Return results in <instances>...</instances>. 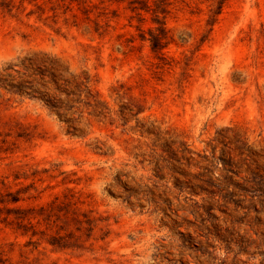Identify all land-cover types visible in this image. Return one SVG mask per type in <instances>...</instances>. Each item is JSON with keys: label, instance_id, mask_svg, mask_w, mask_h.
I'll use <instances>...</instances> for the list:
<instances>
[{"label": "rangeland", "instance_id": "rangeland-1", "mask_svg": "<svg viewBox=\"0 0 264 264\" xmlns=\"http://www.w3.org/2000/svg\"><path fill=\"white\" fill-rule=\"evenodd\" d=\"M0 264H264V0H0Z\"/></svg>", "mask_w": 264, "mask_h": 264}, {"label": "trees", "instance_id": "trees-1", "mask_svg": "<svg viewBox=\"0 0 264 264\" xmlns=\"http://www.w3.org/2000/svg\"><path fill=\"white\" fill-rule=\"evenodd\" d=\"M159 31H160L161 33H162V32L164 33V29H163V28L159 29ZM149 41H150L151 49H152L153 51L158 50L159 47L161 46V45H160V39H159L158 37H150ZM16 86H17V90H18V92L21 91V90L23 89V85H22V83H19V84H17ZM59 107H60V106L57 105V104H53V105H51V108H53V109H57V108H59Z\"/></svg>", "mask_w": 264, "mask_h": 264}]
</instances>
